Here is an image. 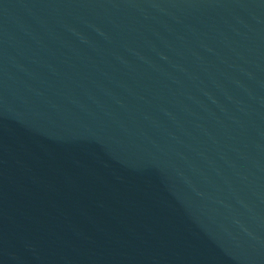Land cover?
I'll return each instance as SVG.
<instances>
[{
    "label": "water",
    "instance_id": "obj_1",
    "mask_svg": "<svg viewBox=\"0 0 264 264\" xmlns=\"http://www.w3.org/2000/svg\"><path fill=\"white\" fill-rule=\"evenodd\" d=\"M0 264H264V0H0Z\"/></svg>",
    "mask_w": 264,
    "mask_h": 264
}]
</instances>
